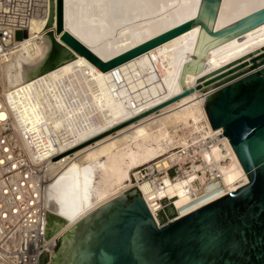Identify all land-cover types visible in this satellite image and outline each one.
I'll use <instances>...</instances> for the list:
<instances>
[{
  "label": "bare ground",
  "instance_id": "obj_1",
  "mask_svg": "<svg viewBox=\"0 0 264 264\" xmlns=\"http://www.w3.org/2000/svg\"><path fill=\"white\" fill-rule=\"evenodd\" d=\"M199 2L64 0V26L108 60L193 18ZM263 4L264 0H223L216 28ZM49 11L47 0L45 15L33 18L24 39L0 56V120L10 122L16 143L33 163L49 161L56 150L53 136L70 139L60 141V154L49 165L53 179L45 202L49 213L64 219L49 225L51 236H63L99 206L132 188L142 192L157 219L164 197L183 216L249 182L229 138L210 123L204 107L207 92L195 89L170 102L184 91L180 78L184 64L192 60L198 26L108 71L77 55L40 73L51 48ZM262 47L264 24L212 47L202 70L186 74V87H195L200 75ZM206 142L209 146L203 147ZM183 152L200 156L194 167L203 175L172 179L165 174L159 180L162 188L156 181H139L140 167L152 162L167 166L169 159L182 163L188 157ZM212 170L220 174L218 182L206 180Z\"/></svg>",
  "mask_w": 264,
  "mask_h": 264
},
{
  "label": "water",
  "instance_id": "obj_2",
  "mask_svg": "<svg viewBox=\"0 0 264 264\" xmlns=\"http://www.w3.org/2000/svg\"><path fill=\"white\" fill-rule=\"evenodd\" d=\"M223 0H200L196 15L137 46L103 60L64 26V0H50L47 22L50 52L40 73L77 55L108 71L172 38L199 27L192 60L183 66V92H207L204 107L213 129L229 138L249 182L224 196L159 226L137 188L102 204L63 236L46 264H264V47L212 72L187 88L208 51L264 24V4L216 28ZM59 36L60 40L56 38ZM250 58L251 63L248 64ZM206 89V90H205ZM158 108H155V110ZM64 219L48 213V227Z\"/></svg>",
  "mask_w": 264,
  "mask_h": 264
},
{
  "label": "built area",
  "instance_id": "obj_3",
  "mask_svg": "<svg viewBox=\"0 0 264 264\" xmlns=\"http://www.w3.org/2000/svg\"><path fill=\"white\" fill-rule=\"evenodd\" d=\"M46 6L47 0H0V56L17 44V31L24 33V39L33 18L45 15ZM3 108L0 95V112ZM60 136V140L52 137L56 150L48 158L49 161L33 163L24 156L23 150L16 143L10 122L0 120V264H46L43 262L44 255L51 256V252L58 246L61 236H47L49 210L44 195L53 179L49 165L60 154V141H70L63 134ZM208 146L207 142L203 143V147ZM71 147L73 144L67 149ZM183 154L188 157L182 163L169 159L167 166L152 162L140 167L137 170L139 181H156L158 187L162 188L163 184L159 180L165 174H169L172 179L195 172L203 175L202 170H195L194 167L201 162L200 156L195 152ZM205 177L210 182L221 179L217 170L210 171ZM160 202L162 206L156 210V215L171 200L164 197ZM179 215L177 212L168 222ZM157 223L159 226L166 224Z\"/></svg>",
  "mask_w": 264,
  "mask_h": 264
},
{
  "label": "rangeland",
  "instance_id": "obj_4",
  "mask_svg": "<svg viewBox=\"0 0 264 264\" xmlns=\"http://www.w3.org/2000/svg\"><path fill=\"white\" fill-rule=\"evenodd\" d=\"M24 36V33L22 31H17L15 34V38L17 40H21ZM178 210L174 208L173 205H171V202H168L165 204V209H163L159 215H157V219L160 222V224L168 222L169 219L174 218L177 215Z\"/></svg>",
  "mask_w": 264,
  "mask_h": 264
},
{
  "label": "snow or ice",
  "instance_id": "obj_5",
  "mask_svg": "<svg viewBox=\"0 0 264 264\" xmlns=\"http://www.w3.org/2000/svg\"><path fill=\"white\" fill-rule=\"evenodd\" d=\"M0 118H3V115L2 114H0Z\"/></svg>",
  "mask_w": 264,
  "mask_h": 264
}]
</instances>
